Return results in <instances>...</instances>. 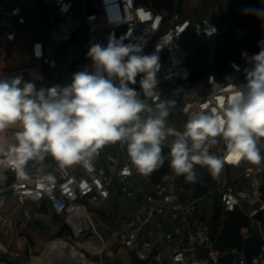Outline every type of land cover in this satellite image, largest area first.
I'll return each mask as SVG.
<instances>
[{"label": "built area", "instance_id": "2783aa9c", "mask_svg": "<svg viewBox=\"0 0 264 264\" xmlns=\"http://www.w3.org/2000/svg\"><path fill=\"white\" fill-rule=\"evenodd\" d=\"M6 1L0 0V22L8 28L5 39L14 42L16 32L5 16L15 18L18 23L26 21L23 6L17 4L8 11ZM48 1L54 5L55 18L49 29V38L54 42L90 47L91 43L107 44L108 38L113 36L125 44L139 46L143 54L157 52L161 64L158 95L145 97L141 94V98L153 108L165 102L169 110L166 124L180 132L184 131L192 113L208 111L203 106H217L214 97H227L233 86L246 83L245 69L250 65L242 53L256 54L242 46L248 32L246 28L233 23L223 30L205 17H183L178 9L180 0H172L171 11L154 10L141 0ZM253 1L263 11L261 23L264 24V0ZM224 31L235 34L238 56L226 64L219 76L209 74L203 80L193 81L186 63L190 49ZM31 50L35 70L50 67L61 73H75L76 63L48 55L43 41L34 42ZM91 63L88 58L82 70L90 68ZM15 76L23 77V72L0 73V78ZM140 78L133 85L137 91H140ZM173 139L168 137L162 146L170 150ZM258 146L264 152V141ZM225 148L221 140L211 151L222 155ZM260 167L245 160L238 164L225 163L224 178L214 184L199 180L188 185L183 176L175 175L172 170L159 180H153L150 175L140 177L131 165L125 147L119 143L108 144L94 154L88 166L78 163L61 168L52 158V164L46 170L28 171L26 167L28 179L19 177L8 167L7 177L0 178V207L5 196L21 202L46 201L67 227L64 240L76 243L90 241L94 236L101 239V247L91 249L86 246V250L99 256L100 264H103V253L107 251L114 256L115 251L107 248L89 208L102 211L112 196L133 199L136 212L120 217L121 229L116 244L129 250L143 264H226V260L231 264H264V226L257 218V212L264 205ZM46 174L55 179L41 185L39 177ZM209 196H214L224 213L238 211L257 225L258 235L263 240L258 254L249 256L244 248L217 245L211 222L205 221L199 212L200 201ZM26 218L29 220V214ZM8 225V220L0 213V232L6 234ZM242 232L247 234L249 229L244 227ZM20 257L18 252L10 255L12 260ZM12 260L8 259V263L13 264Z\"/></svg>", "mask_w": 264, "mask_h": 264}, {"label": "clouds", "instance_id": "9594fccd", "mask_svg": "<svg viewBox=\"0 0 264 264\" xmlns=\"http://www.w3.org/2000/svg\"><path fill=\"white\" fill-rule=\"evenodd\" d=\"M258 47L252 56L242 53L250 65L245 69L246 83L233 86L227 97H214L217 106L205 104L208 111L192 113L182 132L167 126L165 102L154 109L141 98V94L158 95L157 52L143 54L139 46L113 36L107 44H90V68L73 73L69 83L37 89L22 76L0 78V141H6L0 146V165L28 179L30 161L42 162L50 156L61 168L88 166L103 146L119 143L135 170L149 176L164 164L162 145L170 136L174 137L167 156L170 168L187 182H196L197 165L213 176L225 163L245 160L261 165L264 40ZM138 76L140 91L133 87ZM9 129L15 131L7 140ZM221 140L226 146L223 154H213L212 147ZM54 179L46 174L38 182L47 185Z\"/></svg>", "mask_w": 264, "mask_h": 264}, {"label": "crops", "instance_id": "0c3cea01", "mask_svg": "<svg viewBox=\"0 0 264 264\" xmlns=\"http://www.w3.org/2000/svg\"><path fill=\"white\" fill-rule=\"evenodd\" d=\"M233 1L234 0H180L178 9L183 17L199 19L202 18V16H207L214 20V17L218 15L216 13L213 15L211 13L204 15L199 10L200 6L205 2H209V4H213L222 9V13L226 14L233 6ZM17 4L23 6V16L26 22L18 23L15 18L8 17V15L5 16V19L16 32L17 36L14 42H8L5 39L8 28L0 22V73L22 71L23 80L25 82L35 83L37 89L40 87H51L54 84H61L64 74L61 73L59 69L47 67L41 71H37L33 68L31 46L36 41L44 42V49L48 55L64 61H72L76 63L75 67L79 66L82 68L83 65L88 62L87 52L89 50V45L54 42L49 38V29L55 18L54 5H52L51 2L48 0H7L5 9L9 11ZM226 5L228 6L226 7ZM28 72L31 74L27 76ZM14 131L15 129L6 131L5 136L7 140L12 138ZM5 143L6 141H0V146H3ZM0 158L3 157L0 156ZM51 164L52 158L49 156L42 162L30 161L26 167H28V171L46 170ZM196 167L201 166L197 165ZM201 168L207 170L205 167ZM7 170L8 166L0 165L1 179L7 177ZM220 174L221 176L219 178V175H212L208 181H215L214 183H216L218 179L219 181L222 180L224 178L223 169ZM115 201L124 202L127 208L133 206L134 213L136 212V201L133 199H123L112 196L101 211L104 215L94 213L93 211H91V214L92 218L93 216L97 218L101 228L103 227L110 230L115 227L117 229V235L121 229L120 217L132 215L134 213L129 214L125 212L115 217ZM11 209L12 211L10 212ZM0 213L9 223L7 233L3 234L0 232V256H5L6 260L4 261H8V259L12 260L10 255L15 252L21 254V257L15 260L21 263H24L23 261L26 260L30 261L34 257H37V254L43 253L47 244L51 243L50 241L54 236H60L64 232L61 236V238H63L68 234L67 227L64 225L62 219L54 214L46 201L21 202L14 197L5 196L0 207ZM28 214L30 217L29 220L26 218ZM113 217L114 223L111 220ZM248 229L250 230L249 232L258 234L259 229L256 224L250 223ZM249 232L247 234L242 233L245 237H248ZM116 240L111 244L116 245L114 256L117 260L122 264H143L136 259L129 250L124 247H118ZM15 260H12V263Z\"/></svg>", "mask_w": 264, "mask_h": 264}, {"label": "trees", "instance_id": "16d2710c", "mask_svg": "<svg viewBox=\"0 0 264 264\" xmlns=\"http://www.w3.org/2000/svg\"><path fill=\"white\" fill-rule=\"evenodd\" d=\"M141 2L154 10L171 11L173 7L172 0H141ZM253 2V0H234L233 6L225 15L230 25L236 23L247 29V36L243 39L242 46L257 53L260 50L258 43L264 40V24L261 23L263 11H260ZM238 45L235 34L232 31H224L192 46L186 63L191 70L193 81L203 80L209 74L217 76L222 74L226 64L238 56ZM211 58L212 61L208 63L207 60ZM162 148L166 157L165 162L150 175L153 180H159L171 171L167 159L170 150L165 146H162ZM261 154L264 156V152H261ZM260 170L263 177L262 190L264 198V161L261 163ZM257 218L264 225V208L257 212ZM211 225L217 237V245L220 247L244 248L249 256L258 254L261 251L260 248L263 244L261 235L251 232H249L248 237L243 235L241 230L244 227L249 228L250 221L242 213L238 211L224 213L219 204L216 203ZM4 260H6L5 256H0V261ZM225 263L231 264L229 260H226Z\"/></svg>", "mask_w": 264, "mask_h": 264}, {"label": "rangeland", "instance_id": "374dc122", "mask_svg": "<svg viewBox=\"0 0 264 264\" xmlns=\"http://www.w3.org/2000/svg\"><path fill=\"white\" fill-rule=\"evenodd\" d=\"M226 4V3H225ZM228 5H226L227 7ZM199 10L202 12V14H207V13H211L212 15L214 13H216L218 16H215L214 17V20H212L211 18L207 17V19L211 20L213 23H215L216 25L219 26V28L223 29V30H227L228 27H229V23L227 21V18H226V15L222 13V9L218 8L217 6L213 5V4H209V2H205L202 6H200ZM202 17H205V16H202ZM205 17V18H206ZM213 18V17H212ZM192 43H194V40L191 41ZM8 53V52H7ZM212 61V58L211 59H208L207 62H211ZM81 67L77 66L76 68H74V71L77 72V71H81ZM31 73L28 72L27 73V76L30 75ZM63 82L61 84H66V83H69L71 81V78H72V75L71 74H67V73H63ZM155 109V107H154ZM196 173H197V180H202V181H207L208 183H212L214 184L215 181H208L210 179V177L212 176L210 174V172L207 170H204L203 168L201 167H196L195 169ZM218 178L221 176V174L219 173L218 174ZM140 177H147V176H143V175H140ZM196 180V181H197ZM221 181V180H220ZM219 179L217 182H220ZM188 185H191L193 183L191 182H187L185 181ZM264 204V198H263V203ZM214 205H216V201H215V198L214 196H209V197H206V198H203L200 203H199V212L200 214L202 215V217L204 218L205 221L207 222H210L211 221V218H212V215H213V212H214ZM114 208L116 209L115 211V217H117L118 214H123V213H129V214H132L134 213V208L133 206H130V207H126L124 205V202H119V201H115L114 203ZM90 211H93L94 213H97V214H101V215H104L100 209L98 208H89ZM12 211V209L10 210V212ZM93 220L95 222V224L97 225V230L99 232V234L102 236L107 248H111L115 251V247L116 245L115 244H111L113 241L116 240L117 238V235H116V231L117 229L114 227L113 229H106V228H101V226L99 225L98 221H97V218L95 216H93ZM111 220L113 221L114 223V217L111 218ZM64 234V232L60 235V236H54L50 242H53L55 240H62L64 242H67L69 245H71L82 257H84L83 259L85 261H89V262H94L96 264H100V258L99 256H96L92 253H89L87 250H86V245L84 244L85 242L83 241H77L76 243H71V242H68L66 240H64L63 238H61V236ZM49 244V243H48ZM47 244V245H48ZM1 254V253H0ZM43 253H40V254H37V257L39 256H42ZM104 259H103V264H122L119 260H117L115 258V256H111L108 254L107 251H105L103 253V256H102ZM24 263H21L19 262L18 260H15L13 263L14 264H30L32 262V260H30V262L28 260L26 261H23ZM0 264H9L7 261H0Z\"/></svg>", "mask_w": 264, "mask_h": 264}, {"label": "bare ground", "instance_id": "6f19581e", "mask_svg": "<svg viewBox=\"0 0 264 264\" xmlns=\"http://www.w3.org/2000/svg\"><path fill=\"white\" fill-rule=\"evenodd\" d=\"M91 249L102 246L101 239L94 236L93 239L84 243ZM71 245L62 240H55L47 245L42 256L34 257L31 264H96L85 261Z\"/></svg>", "mask_w": 264, "mask_h": 264}]
</instances>
